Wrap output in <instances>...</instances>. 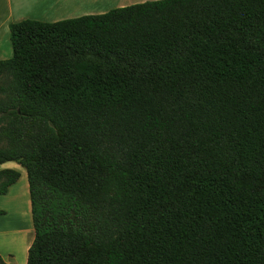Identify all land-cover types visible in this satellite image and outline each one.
<instances>
[{
  "label": "trees",
  "instance_id": "trees-1",
  "mask_svg": "<svg viewBox=\"0 0 264 264\" xmlns=\"http://www.w3.org/2000/svg\"><path fill=\"white\" fill-rule=\"evenodd\" d=\"M8 29L0 165L26 173V264H264V0Z\"/></svg>",
  "mask_w": 264,
  "mask_h": 264
},
{
  "label": "crops",
  "instance_id": "crops-1",
  "mask_svg": "<svg viewBox=\"0 0 264 264\" xmlns=\"http://www.w3.org/2000/svg\"><path fill=\"white\" fill-rule=\"evenodd\" d=\"M148 1L157 0H7V11L3 13L0 5V60L11 57L8 29L10 23L24 20L53 23L82 16L100 15L114 8ZM6 165H0V170L11 169L6 168ZM6 195L7 193L1 196Z\"/></svg>",
  "mask_w": 264,
  "mask_h": 264
},
{
  "label": "rangeland",
  "instance_id": "rangeland-1",
  "mask_svg": "<svg viewBox=\"0 0 264 264\" xmlns=\"http://www.w3.org/2000/svg\"><path fill=\"white\" fill-rule=\"evenodd\" d=\"M7 4V0H0L3 13L7 11ZM4 164L6 168L17 170L20 177L6 196L0 195V211L3 212L0 215V256H4L2 260L8 264H26L27 250L34 236L26 173L16 163ZM18 222L23 227L16 226Z\"/></svg>",
  "mask_w": 264,
  "mask_h": 264
},
{
  "label": "bare ground",
  "instance_id": "bare-ground-1",
  "mask_svg": "<svg viewBox=\"0 0 264 264\" xmlns=\"http://www.w3.org/2000/svg\"><path fill=\"white\" fill-rule=\"evenodd\" d=\"M24 222H26V221H24ZM24 222H23V223H24ZM26 224H27V222H26ZM16 226H18V227H23V226H20L19 222H18V224H16Z\"/></svg>",
  "mask_w": 264,
  "mask_h": 264
}]
</instances>
